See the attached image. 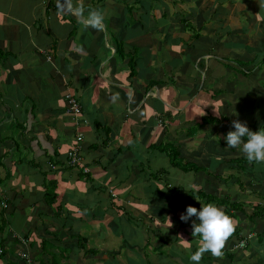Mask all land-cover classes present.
<instances>
[{
    "label": "crops",
    "instance_id": "0c3cea01",
    "mask_svg": "<svg viewBox=\"0 0 264 264\" xmlns=\"http://www.w3.org/2000/svg\"><path fill=\"white\" fill-rule=\"evenodd\" d=\"M263 60L264 0H0V264H193L194 193L264 204V162L223 139L264 130ZM236 215L246 249L199 264H264V214Z\"/></svg>",
    "mask_w": 264,
    "mask_h": 264
},
{
    "label": "clouds",
    "instance_id": "9594fccd",
    "mask_svg": "<svg viewBox=\"0 0 264 264\" xmlns=\"http://www.w3.org/2000/svg\"><path fill=\"white\" fill-rule=\"evenodd\" d=\"M102 19L100 13L92 12L89 24L99 29L102 27ZM232 127L233 130L223 137L225 146L238 148L249 162H264V130L253 131L246 122L239 119L232 121ZM200 204L199 209L192 205L187 206L180 215L182 222L191 221L192 236L200 240L198 250L190 257L193 264H199L205 252L216 257L221 256L224 242L235 230L232 220L223 209L212 203L205 204L200 201Z\"/></svg>",
    "mask_w": 264,
    "mask_h": 264
},
{
    "label": "trees",
    "instance_id": "16d2710c",
    "mask_svg": "<svg viewBox=\"0 0 264 264\" xmlns=\"http://www.w3.org/2000/svg\"><path fill=\"white\" fill-rule=\"evenodd\" d=\"M261 62H264V60ZM169 157H170L171 161H173L175 164L177 163L175 161V159H176L175 157H171L170 154H169ZM194 170L199 171V170H201V168H194ZM194 194L195 195L197 194L196 196H198L200 198L202 203H205V204L206 203H212V204H215L216 206L224 207V212L230 217L231 220L233 219V217H238L236 215L237 212H242V213L246 214V218H248L249 220H254L255 218H259V217H261V215L264 214V204H262V202L255 204L253 206L252 213L248 214L242 208L243 204H241V202L234 201V200L232 201L231 198L227 195L221 196L220 198H217L216 196L207 195L203 192H199V193L197 192ZM200 205H199V207H200ZM263 227H264V224H263ZM258 234H259V241L262 242L263 237H264V232L259 230ZM228 238L233 240V242L230 243V245H231V246L229 245L230 247L228 246L229 250L231 249V251H229L227 249L228 253L226 252V256L230 260H233L234 258L236 259L234 250H237V248H235L234 246L240 240L245 239V234H243L239 230L235 229L234 232ZM247 246H248V241H247V244L244 248L246 249ZM226 248H227V246L223 247V249H226ZM208 253L209 252H206V254H208Z\"/></svg>",
    "mask_w": 264,
    "mask_h": 264
},
{
    "label": "built area",
    "instance_id": "2783aa9c",
    "mask_svg": "<svg viewBox=\"0 0 264 264\" xmlns=\"http://www.w3.org/2000/svg\"><path fill=\"white\" fill-rule=\"evenodd\" d=\"M65 102H66V110L72 116L76 117L81 112V105L79 104L77 98L71 94V92H67L65 94ZM83 136L80 132L75 136V141L70 149L67 151V164L72 168H82L85 172L87 169L83 165V160L80 155L81 151V143ZM3 207H6L7 204L5 202L1 203ZM247 244V240H240L237 244H235V248L243 249ZM22 256H27V254H23Z\"/></svg>",
    "mask_w": 264,
    "mask_h": 264
},
{
    "label": "rangeland",
    "instance_id": "374dc122",
    "mask_svg": "<svg viewBox=\"0 0 264 264\" xmlns=\"http://www.w3.org/2000/svg\"><path fill=\"white\" fill-rule=\"evenodd\" d=\"M170 172H171V179L173 180V181H177V182H182V184L181 185H183V187H187V188H190V189H192V187H193V179H192V177L190 176V174H187L186 176H183V178H182V180H178V175H177V171H173V170H170ZM193 189H195V188H193ZM221 209H223V208H221ZM249 244V243H248ZM264 248V247H263ZM118 249H121V251L123 252L124 251V249L122 248V245H119L118 246ZM228 250H229V248H227ZM231 250V249H230ZM229 250V251H230ZM223 264H227V263H225L224 261H223ZM230 264V263H229Z\"/></svg>",
    "mask_w": 264,
    "mask_h": 264
}]
</instances>
